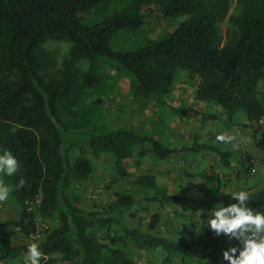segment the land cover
<instances>
[{
  "label": "trees",
  "instance_id": "obj_1",
  "mask_svg": "<svg viewBox=\"0 0 264 264\" xmlns=\"http://www.w3.org/2000/svg\"><path fill=\"white\" fill-rule=\"evenodd\" d=\"M104 1L0 0V149H10L20 162L16 173L2 177L12 186L10 195L20 212L2 225L17 227L24 234L35 232L34 212L27 203L39 197L37 212L57 221L44 230L38 244L47 264L55 260L63 264H142L128 251L130 244L183 253L197 241L187 229L171 240L138 226H125L121 214L133 204L125 193L116 194L103 214L74 204L63 189L92 171V159L85 153L96 157L109 152L119 170L123 160L133 155L150 154L162 160L171 154L204 151L230 166L229 150L197 142L171 147L130 127L88 130L82 153L70 159L59 106L78 85H97L103 63L125 74L138 96L151 98L166 92L174 72L181 69L197 78L194 97L219 104L229 117L242 111L250 124L264 114L257 96L264 81V0H235L237 11L231 14L230 0H149L155 7L138 2L85 24L80 13ZM226 16L228 26L221 42L218 26ZM150 18H178V23L160 39L126 50L111 48L117 31L140 28ZM55 40L70 45L59 77L47 78L44 43ZM81 60H87L90 67L78 79L73 68ZM181 110L205 116L191 106ZM20 178L25 180L23 186H18ZM249 192L252 206L264 204V185ZM113 223L119 230L110 229ZM97 224L105 228L102 237L91 231ZM4 239L1 256L22 250L23 245L11 242L6 234ZM215 244L213 237L202 239L204 247ZM55 253L58 256L51 257Z\"/></svg>",
  "mask_w": 264,
  "mask_h": 264
},
{
  "label": "rangeland",
  "instance_id": "obj_2",
  "mask_svg": "<svg viewBox=\"0 0 264 264\" xmlns=\"http://www.w3.org/2000/svg\"><path fill=\"white\" fill-rule=\"evenodd\" d=\"M138 2L146 8L151 3L149 0H106L81 12L80 18L89 24L131 8ZM150 5L155 7L154 4ZM236 11V1L230 0L228 14ZM177 23L178 18H150L140 28L117 31L110 46L114 50L134 48L164 37ZM227 26L226 16L218 26L221 42L225 38ZM69 45L66 40L44 43L48 58L45 71L47 78L59 77L61 63L68 54ZM89 67L87 60H81L75 64L73 71L80 79ZM98 79L94 87L78 85L72 96L59 106L70 159L82 153L84 136L88 130L130 127L171 147L197 142L211 143L224 149L228 143L218 141L217 134H231L235 140L229 143L232 142L237 148L239 143H244L247 156L255 161L250 163L249 159H245L243 162L232 154L230 166L227 167L208 151L171 154L162 160L146 154L124 159L122 169L119 170L111 153L102 152L96 157L85 153V156L92 159V171L86 178L72 181L63 189V193L85 211L102 214L114 201L116 194H128L133 204L121 214V222L125 226H138L145 232L171 240L177 238L179 231L187 229L197 239L183 253L160 246L141 248L130 244L128 251L142 264H206V260L208 264H227L222 259L221 249L227 246L228 241L223 233L219 237L213 235L212 230L206 226L207 216L200 209L210 208L218 200L228 203L229 194L220 195L219 191L230 193L240 188L249 191L264 185V154L254 155L249 152L253 145L264 149V114L250 124H247L242 111H236L229 117L219 104L196 99L194 89L197 78L190 77L181 69L174 72L173 81L166 92L151 98L138 96L131 80L109 63L100 66ZM257 96L264 107V81L258 86ZM185 106L194 107L204 112L205 116L181 110ZM166 195L184 196V208L188 211L182 210V214L176 215L174 212L178 211L176 208L180 199L173 200L166 198ZM38 203L37 198L27 203V208L34 212L36 231L24 234L17 227L2 225L19 215L20 209L12 196L9 194L7 200L0 202V249L3 248L5 234L11 242L23 245L22 250L16 253L1 256L3 251L0 252V264H23L27 246L31 243L38 245L44 230L56 224L55 218H44L37 212ZM148 225L151 228H147ZM110 229L117 231L119 226L113 223ZM91 231L97 237H102L105 228L97 224ZM208 237L216 239L212 247L202 245V239ZM57 256L55 253L51 257ZM42 257L44 259H41V264H47L46 256ZM52 264L63 262L55 260Z\"/></svg>",
  "mask_w": 264,
  "mask_h": 264
},
{
  "label": "clouds",
  "instance_id": "obj_3",
  "mask_svg": "<svg viewBox=\"0 0 264 264\" xmlns=\"http://www.w3.org/2000/svg\"><path fill=\"white\" fill-rule=\"evenodd\" d=\"M216 139L227 144L235 137L219 133ZM19 167L20 162L10 149H0V202L7 200L13 190L2 177L12 176ZM24 184V178H20L18 186ZM218 194H229L230 202L218 200L200 212L206 214V226L213 235L219 237L223 233L228 241L227 246L221 249L222 259L227 264H264V204L252 206L250 192L244 188L230 193L219 191ZM43 255L38 245L31 243L27 246L23 264H41Z\"/></svg>",
  "mask_w": 264,
  "mask_h": 264
},
{
  "label": "crops",
  "instance_id": "obj_4",
  "mask_svg": "<svg viewBox=\"0 0 264 264\" xmlns=\"http://www.w3.org/2000/svg\"><path fill=\"white\" fill-rule=\"evenodd\" d=\"M223 150H229V151H231L232 154H233V157L235 156V157L239 158L240 160L242 159L243 162L246 159L245 157H243V153L244 154L247 153L246 148L243 147L242 150H241V148H237L232 142L231 143H228V145H226V147ZM249 152L252 153V154H254V155L255 154H264V149H261V148H258V147H254V145H253V146H251L249 148ZM179 199L180 200L177 199L178 200V202H177L178 205H177V208H176V210H178V211H175L174 212V213H177L176 215H178L180 213L182 214V210H185L186 212L188 211V210H186L184 208L186 206L185 205L186 203H184L185 201L183 200L184 199V196L180 197Z\"/></svg>",
  "mask_w": 264,
  "mask_h": 264
},
{
  "label": "built area",
  "instance_id": "obj_5",
  "mask_svg": "<svg viewBox=\"0 0 264 264\" xmlns=\"http://www.w3.org/2000/svg\"><path fill=\"white\" fill-rule=\"evenodd\" d=\"M261 118H262V117H261ZM238 147L242 149V148L244 147V143H239ZM243 157H245L246 159H249L250 163H251V162L254 163V161H255L254 158H252V157L249 158V157H248L246 154H244V153H243ZM253 170H254V168L252 167V168H251V172H253ZM37 201H39V197H37Z\"/></svg>",
  "mask_w": 264,
  "mask_h": 264
}]
</instances>
